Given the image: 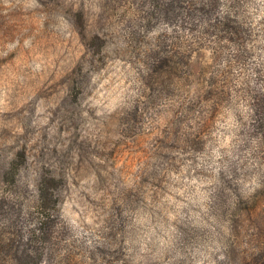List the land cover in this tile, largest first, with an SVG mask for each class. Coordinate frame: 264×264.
Segmentation results:
<instances>
[{
    "label": "rangeland",
    "instance_id": "1",
    "mask_svg": "<svg viewBox=\"0 0 264 264\" xmlns=\"http://www.w3.org/2000/svg\"><path fill=\"white\" fill-rule=\"evenodd\" d=\"M169 3L0 0V264H264V20Z\"/></svg>",
    "mask_w": 264,
    "mask_h": 264
},
{
    "label": "trees",
    "instance_id": "2",
    "mask_svg": "<svg viewBox=\"0 0 264 264\" xmlns=\"http://www.w3.org/2000/svg\"><path fill=\"white\" fill-rule=\"evenodd\" d=\"M170 1V10L171 12L173 13V16H177L178 14H181V13H189V14H192V8L190 5H186L188 3V0H169ZM191 1V0H190ZM219 23H212L209 25L210 29H209V32H211V30H215L218 28V25ZM48 189L49 186H44V187H40L39 188V206H40V213L42 216H45L46 215V210H48L47 208L50 206V202H51V198H52V193L50 192V194H48ZM264 252V251H262ZM260 252V253H262ZM258 252L257 255L260 254ZM264 256V255H263ZM253 264H257V263H253ZM262 264V263H261Z\"/></svg>",
    "mask_w": 264,
    "mask_h": 264
},
{
    "label": "clouds",
    "instance_id": "3",
    "mask_svg": "<svg viewBox=\"0 0 264 264\" xmlns=\"http://www.w3.org/2000/svg\"><path fill=\"white\" fill-rule=\"evenodd\" d=\"M240 16L250 18L252 27H256L261 20H264V0H241ZM223 11V8L221 9ZM223 259V257H220Z\"/></svg>",
    "mask_w": 264,
    "mask_h": 264
}]
</instances>
